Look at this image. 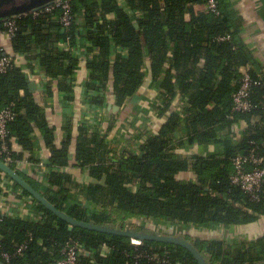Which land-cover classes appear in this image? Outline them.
Segmentation results:
<instances>
[{
    "label": "trees",
    "instance_id": "1",
    "mask_svg": "<svg viewBox=\"0 0 264 264\" xmlns=\"http://www.w3.org/2000/svg\"><path fill=\"white\" fill-rule=\"evenodd\" d=\"M215 1L218 14L194 11L195 5L207 0H71L77 20L66 31L59 22L60 8L26 11L18 16L10 38L13 50L32 52L27 57L31 72L35 60L56 80L67 100L74 99L75 74L82 66L88 72L84 95L91 106L103 107L108 90L122 106L151 84L161 97L159 114L169 115L139 146L138 153L124 150L118 157L107 148L104 135L82 126L72 162L67 151L70 134L59 148L55 146L53 131L28 88L26 74L14 66L0 72V110L12 104L15 111L7 124L12 157L9 166L56 208L78 220L121 228L128 220L133 229L149 232L157 231V225L140 224L139 220H163L180 226L178 230L188 228L178 234L191 241L210 264H258L264 261V226L251 238L229 241L217 238L214 232L232 225L248 231L254 224L264 223V189L257 200H251L230 179L235 156L247 154L254 146L255 152L264 156V71L259 67L249 70L257 82L251 88L252 106L246 112L232 113V94L242 76L240 68L253 57L238 36L240 29L228 3ZM0 28L6 32L1 24ZM67 36L71 45L79 43L78 47L91 56L86 59L71 49L61 50L59 41ZM114 48L125 49L127 56L113 55ZM3 55L0 50V57ZM82 60L86 61L80 64ZM180 95L187 96L182 112L174 108ZM239 122L245 124L244 129L233 139L229 134L235 133ZM34 126L52 149L49 170L40 181L20 171L18 163L23 156L12 149L16 142L24 151L33 150ZM208 143L218 145L219 153H177L185 144ZM30 159L37 161L32 156ZM69 165L88 169L82 190L98 209L89 212L83 205L68 201L76 183L61 169ZM104 175V185L91 182ZM3 176L11 180L0 170V180ZM14 184L33 199L41 217L0 220L2 249L10 254L3 264H46L59 257L58 250L68 238L78 239L91 251L106 243L110 249L106 255L94 252L98 264H151L148 256L155 254L172 262L197 264L179 245L151 240L133 245L126 236L77 226L70 229L67 222ZM21 244L26 247L17 254ZM135 254L142 256L135 258Z\"/></svg>",
    "mask_w": 264,
    "mask_h": 264
},
{
    "label": "crops",
    "instance_id": "2",
    "mask_svg": "<svg viewBox=\"0 0 264 264\" xmlns=\"http://www.w3.org/2000/svg\"><path fill=\"white\" fill-rule=\"evenodd\" d=\"M225 1L228 3L230 13L240 29L238 34L240 40L246 44L253 57L252 62L240 68V73L242 74L245 71L253 70L255 67H259L261 71H264V0ZM194 11H205L204 4L195 5ZM78 20L80 21L81 19ZM58 46L61 50H67L63 45V40L59 41ZM0 50L3 54L12 55L15 60V66L19 67L26 74L29 81L35 82L36 87L32 91L33 96L42 109L47 126L53 131L55 146L59 148L63 140L67 137V134H70V144L67 151L69 159L72 162H74L73 159L76 141L80 131L79 128L82 126H86L89 130H94L97 127L98 131L106 137L107 148L109 150L111 149L114 157H118L124 150L138 153L139 146L149 135H153L159 130L169 115V112L162 115L159 114L158 106L162 103L161 97L158 89L149 84L135 93L122 106L115 103L114 97L111 93L109 94L108 90L106 92L104 106L98 107V110L102 111L97 112L93 106H90L88 114L84 116V82L87 80L88 75L86 68L80 66L76 71L74 99L67 100L65 97L66 94L58 90L56 80L47 76L44 67L39 65L35 60L31 62L34 66V73L31 72L28 67L29 60L27 57L32 55V52H15L12 48L10 38L1 28ZM121 56L126 57L127 54ZM85 61L82 60L80 64ZM50 86L51 93L49 94L48 87ZM20 93L23 94V91H20ZM116 105L117 108L114 107ZM186 105L187 96L180 95L174 108L182 112L183 107ZM182 118L183 116L181 115ZM244 126V123H237L233 130L235 133H230V137L234 139L236 136H240ZM41 133L34 126V130L31 133L34 146L31 152L24 151L16 142H13L12 145V149L15 152L21 153L23 156L18 163L20 171L37 181L42 180L45 173L49 170V157L52 155V149L49 145L45 144ZM178 136L179 134L176 137L178 138ZM219 151L220 148L215 143L203 145L185 144L184 147L177 150V153L180 155L191 153L208 155L219 153ZM30 156L37 159V161L31 160ZM61 170L71 174L76 183L75 186L71 187L68 194V201L83 205L89 212L98 209L97 206L86 198L82 190L88 181V169L86 167L80 168L77 165H69ZM0 215L30 220H34L37 216L39 218L41 217L37 204L33 199L30 196L24 195L12 179L10 180L4 176L0 180ZM139 222L140 224L145 222V225H157L158 230L155 231V229L154 232L180 236L178 234V226L167 221L144 218L139 220ZM263 226V222L261 224H254L248 230L253 232L255 230L258 234V231L260 232ZM182 229L189 230L186 227ZM246 229L232 225L228 229L219 227L214 232L217 238H225V240L229 241L232 238L244 239L249 237L247 235L250 232Z\"/></svg>",
    "mask_w": 264,
    "mask_h": 264
},
{
    "label": "built area",
    "instance_id": "3",
    "mask_svg": "<svg viewBox=\"0 0 264 264\" xmlns=\"http://www.w3.org/2000/svg\"><path fill=\"white\" fill-rule=\"evenodd\" d=\"M54 8H60L59 22L61 24V29L66 31L70 28L74 21L77 19L74 18V14L71 7V0H52L44 7L38 10H30V12L37 13L39 11H51ZM205 11L211 12L213 14H218L217 3L215 0H207L204 3ZM29 12V11H28ZM22 14L11 15L4 20L0 21L1 26L6 28V34L11 38L16 30V18ZM77 23V22H76ZM79 44V43H78ZM71 45L70 37L67 36L63 40V45L67 49H71L72 53L79 54L81 58H87L91 56V53H88L78 47L79 45ZM126 55L127 52L125 49L114 48L113 55ZM15 66V60L12 55L4 54L0 57V72H6L7 70ZM257 82L253 80L249 71L242 73L240 78L239 85L235 92L232 94V113H242L250 110V94L253 84ZM85 96V95H84ZM90 103L88 99L85 98L83 103L84 116L88 114ZM97 112L98 107H93ZM15 117V111L13 110V105L9 104L0 110V160L8 164L12 161L11 151L9 149L7 137H8V128L7 124ZM231 119H234V115H230ZM98 131L97 127L94 131ZM90 131H92L90 129ZM264 144V139L263 142ZM256 146L251 148L247 154H239L232 159L233 172L231 174V182L234 185H237L251 200H257L259 198V193L264 189V156L258 155L255 150ZM136 153V152H134ZM3 215H0V220L3 218ZM39 219L37 216L34 220ZM180 226H178L179 228ZM121 228V227H120ZM123 228L132 229V224L127 220L123 224ZM183 230V229H181ZM185 230V229H184ZM140 240L131 238V243L133 245L140 244ZM26 245L21 244L18 246L16 253L20 254ZM109 247L106 243H101L96 251H91L85 248L84 244L78 239L68 238L58 250L59 257L52 258L46 264H98L94 258V252H100L102 255H106L109 252ZM142 254H135L134 257H141ZM0 257L2 258L0 264L8 261L10 259V254L5 252L2 249L1 236H0ZM149 261L153 262L151 264H186L183 261H170L168 258L162 259L159 258L156 254L148 256ZM147 264V263H146ZM149 264V263H148Z\"/></svg>",
    "mask_w": 264,
    "mask_h": 264
},
{
    "label": "water",
    "instance_id": "4",
    "mask_svg": "<svg viewBox=\"0 0 264 264\" xmlns=\"http://www.w3.org/2000/svg\"><path fill=\"white\" fill-rule=\"evenodd\" d=\"M51 1L52 0H0V21L6 19L11 15H18L30 10H38ZM35 87V82L29 81L28 88L33 91ZM114 107L117 108V105ZM139 155H142V153L140 152ZM0 170L5 173L9 178H11L14 182L18 183L21 188L27 190L41 205L53 212L60 219L67 222L70 229L74 226H77L107 234L126 236L140 241L151 240L171 243L182 246L183 248L188 250L195 258L197 264H210L206 260L204 255L197 250L193 243L187 240L185 237L172 234H161L157 232L139 231L133 228L130 229L120 228L117 226L100 225L92 222L78 220L69 216L66 212L56 208L50 201H48L36 189H34L23 177H21L16 170L12 169L8 164L4 163L2 160H0ZM105 180L106 176L104 175L100 180H97L95 178L91 179V182L104 185ZM258 264H264V261Z\"/></svg>",
    "mask_w": 264,
    "mask_h": 264
},
{
    "label": "rangeland",
    "instance_id": "5",
    "mask_svg": "<svg viewBox=\"0 0 264 264\" xmlns=\"http://www.w3.org/2000/svg\"><path fill=\"white\" fill-rule=\"evenodd\" d=\"M192 230H194V231H195V230L198 231L199 229H191V231H192ZM246 230H247V229H246ZM248 231H249V230H248ZM178 232H181V230H179ZM249 232H250V233L247 235V236H249V237H247V238H251V235H252V236L257 235V232H256L255 230H254V232H253V231H249ZM245 233H246V232H245ZM258 234H260L259 231H258Z\"/></svg>",
    "mask_w": 264,
    "mask_h": 264
}]
</instances>
